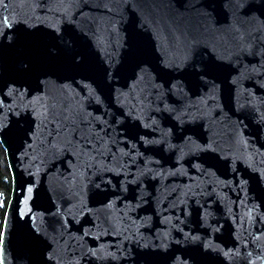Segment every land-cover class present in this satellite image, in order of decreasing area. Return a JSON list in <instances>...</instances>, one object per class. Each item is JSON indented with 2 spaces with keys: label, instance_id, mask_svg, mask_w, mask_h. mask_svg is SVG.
Listing matches in <instances>:
<instances>
[{
  "label": "water",
  "instance_id": "1",
  "mask_svg": "<svg viewBox=\"0 0 264 264\" xmlns=\"http://www.w3.org/2000/svg\"><path fill=\"white\" fill-rule=\"evenodd\" d=\"M0 264H264V0H0Z\"/></svg>",
  "mask_w": 264,
  "mask_h": 264
},
{
  "label": "trees",
  "instance_id": "2",
  "mask_svg": "<svg viewBox=\"0 0 264 264\" xmlns=\"http://www.w3.org/2000/svg\"><path fill=\"white\" fill-rule=\"evenodd\" d=\"M12 176L4 148L0 143V237L7 206L11 197Z\"/></svg>",
  "mask_w": 264,
  "mask_h": 264
}]
</instances>
